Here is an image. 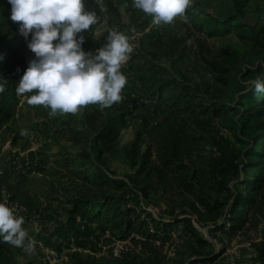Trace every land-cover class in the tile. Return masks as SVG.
Masks as SVG:
<instances>
[{"label":"rangeland","instance_id":"374dc122","mask_svg":"<svg viewBox=\"0 0 264 264\" xmlns=\"http://www.w3.org/2000/svg\"><path fill=\"white\" fill-rule=\"evenodd\" d=\"M196 2L203 5L196 10L199 22L208 15L222 20L237 16L253 29L252 38L241 37L233 26L207 35L196 25L197 19H188L189 11L184 14L187 19L177 16L160 25L148 14L143 28L129 36L133 51L121 68L127 79L121 101L110 107L88 104L74 114L55 116L49 115L50 108L28 109L23 96L10 101L15 120L9 127L0 126V202L25 218L26 242L31 239L35 246L29 253L6 242L0 264H264V219L256 229L246 225L229 238L221 230L224 224L228 227L225 209L214 217L195 195L163 188L155 173L138 172L139 153L154 148L174 121L169 109L156 107L149 99L148 85L130 61L132 53L155 52L163 76L188 86L193 101L226 106L227 112L218 117L195 111L198 115L192 123L202 139L185 162L209 171L214 184L228 188L205 187L202 194L210 201L226 200L235 189L237 177L217 175L216 169L221 162L229 164L227 147L234 144L226 125L235 117L242 94L259 77L258 71L264 72V0H193L192 6ZM84 4L86 10L96 12L98 21L82 33L83 48L95 51L94 40L107 42V14L98 0H84ZM120 10L126 24L128 15ZM10 15L8 0H0V31L19 23ZM216 66L233 67L227 83L221 82L223 74ZM21 129L27 133L21 135ZM83 161L93 163L88 169L97 172L99 180L80 173ZM12 178L15 182L9 184ZM74 198L91 201L94 210L111 207L121 212L131 207L143 217L182 222L174 226L171 239L164 245L156 242L149 252L138 235L119 237L111 218L94 217L91 211L84 217L69 212ZM190 225L196 237L185 229Z\"/></svg>","mask_w":264,"mask_h":264},{"label":"trees","instance_id":"16d2710c","mask_svg":"<svg viewBox=\"0 0 264 264\" xmlns=\"http://www.w3.org/2000/svg\"><path fill=\"white\" fill-rule=\"evenodd\" d=\"M104 12L107 14V29L104 36L108 35L109 30H116L130 36L133 31L143 28L147 15L140 9L132 6V0H102ZM128 15V22L122 23L121 10ZM203 5L195 3L187 14L188 19H198L199 11ZM200 24V25H197ZM198 28L207 35L220 34L228 31L233 26L243 38H252L253 29L243 24L237 16H228L225 19H215L207 16L205 21L196 23ZM125 31H122V30ZM30 39V37H29ZM28 41L19 34L18 24H8L0 31V82L3 78L7 81L5 90L0 93V126L9 127L15 120L14 108L11 100H17L16 86L29 61L34 58V53L27 47ZM103 46V41L94 40L92 48L97 49ZM159 55L155 52H135L132 53L130 61H134L133 69L138 71L144 78L149 89V99L153 100L156 107L165 106L173 115V122L166 127L157 145L147 147L140 152V163L138 172L149 176L155 173L157 182L163 188H177L181 192L196 196L204 210L214 217L219 216L225 209L224 218L228 224L221 227L222 232L232 238L239 230L246 225L256 229L260 220L264 219V92L255 93L251 89L244 92L241 96L240 106L236 110L235 117L229 119L226 125L233 133L234 144L227 147L230 161L228 165L222 162L218 165L217 175H231L237 177L233 194L228 195L226 200L214 199L210 201L202 194L206 187L213 191L225 190L228 188L219 187L214 184L211 173L208 171L192 168L185 159L189 158V152L197 147L202 139V135L196 133L192 119L200 113H210L214 117L227 112L225 105H214L209 107L206 103L193 101V92L182 82L165 78L164 69L158 62ZM231 66H216V70L223 77L221 82L227 83V78L231 73ZM250 72V71H249ZM259 78L264 80V72H259ZM32 93L22 94L25 106L28 109L44 108L43 105H30L27 97ZM230 110L231 108L228 107ZM237 108V107H236ZM182 114V115H179ZM91 161L81 163L80 173L87 178L99 180L97 172L91 173ZM197 183L198 186H197ZM91 201L81 199L71 200L72 214L88 216L89 212L94 213V217L111 218L112 227L119 230V237L127 239L131 234L139 236L137 239L142 246L152 252L156 248L155 243L162 245L171 239L174 226L181 220L175 219L169 222L153 218L131 207H125L123 211L107 207L105 211L90 209ZM121 214V215H120ZM182 222V221H181ZM220 227V225H219ZM226 228V229H225ZM191 236L196 237L193 227L186 226ZM131 238L136 240L135 236ZM201 241V239H199ZM203 242V241H201ZM6 246V242L0 241V251ZM211 260V259H209Z\"/></svg>","mask_w":264,"mask_h":264},{"label":"clouds","instance_id":"9594fccd","mask_svg":"<svg viewBox=\"0 0 264 264\" xmlns=\"http://www.w3.org/2000/svg\"><path fill=\"white\" fill-rule=\"evenodd\" d=\"M10 19L34 53L16 86L18 96L30 105L50 108L49 115L76 113L80 106L99 104L110 107L122 100L127 83L122 65L133 51L128 36L109 30L107 42L95 51H85L82 34L98 21L95 11L85 9L84 0H8ZM193 0H132V6L152 16L153 23L169 24L184 16ZM30 37V39H29ZM3 56L0 55V60ZM7 81L0 82V93ZM251 90L264 92V80H253ZM26 129L20 134L25 135ZM25 218L0 202V241L33 252L35 242L23 227Z\"/></svg>","mask_w":264,"mask_h":264},{"label":"crops","instance_id":"0c3cea01","mask_svg":"<svg viewBox=\"0 0 264 264\" xmlns=\"http://www.w3.org/2000/svg\"><path fill=\"white\" fill-rule=\"evenodd\" d=\"M106 16V15H105ZM104 22H105V24H106V19H104ZM106 26V25H105ZM8 167H9V170L11 171V167L9 166V165H6V169H8ZM14 181V179L12 178V179H10L8 182H10L9 184H12V182ZM15 182V181H14ZM6 184H7V182H6ZM8 184V185H9ZM9 186H11V185H9Z\"/></svg>","mask_w":264,"mask_h":264},{"label":"built area","instance_id":"2783aa9c","mask_svg":"<svg viewBox=\"0 0 264 264\" xmlns=\"http://www.w3.org/2000/svg\"><path fill=\"white\" fill-rule=\"evenodd\" d=\"M98 4H99V6L100 7H103V3H102V0H98ZM102 10H104V7L103 8H101Z\"/></svg>","mask_w":264,"mask_h":264}]
</instances>
